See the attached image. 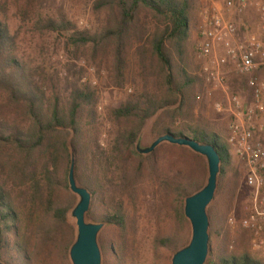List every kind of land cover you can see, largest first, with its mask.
<instances>
[{
	"label": "trees",
	"instance_id": "trees-1",
	"mask_svg": "<svg viewBox=\"0 0 264 264\" xmlns=\"http://www.w3.org/2000/svg\"><path fill=\"white\" fill-rule=\"evenodd\" d=\"M111 2L119 12L121 46L140 10H149L166 23L165 30L153 37L151 47L168 90L165 97L139 96L111 109L116 131L105 147L97 91L87 84H73L64 96L56 90L46 96L18 56L15 36L0 20V95L6 96L3 107L11 108L6 113L16 115L8 118L3 110L0 114V261L72 264L70 248L77 236L72 211L78 202L68 180L72 159L77 184L92 196L86 218L103 223L99 238L103 264H136L133 242L139 218L146 213L157 218L166 215L170 220L168 231L159 229L153 237V264H160L161 252L172 259L191 238L185 199L201 190L208 178L206 159L189 147L162 142L152 152L141 153L137 144L140 129L161 110L172 107L166 116L156 118L153 132L211 144L220 156L217 189L208 207L210 240L205 264H259L246 253V230L240 229L237 250L231 249L225 216L235 199L239 178L226 179L231 170L226 140L202 123L185 122L173 128L179 117L193 111L199 77L181 69L178 78L166 44L185 40L192 0ZM97 4L100 9L107 1ZM63 21L50 18L48 24L58 30ZM73 36L76 43L93 40L84 32L76 31Z\"/></svg>",
	"mask_w": 264,
	"mask_h": 264
},
{
	"label": "rangeland",
	"instance_id": "rangeland-1",
	"mask_svg": "<svg viewBox=\"0 0 264 264\" xmlns=\"http://www.w3.org/2000/svg\"><path fill=\"white\" fill-rule=\"evenodd\" d=\"M97 1L99 0H0V20L8 25L10 33L15 36L18 56L31 70L41 89L45 90L46 96L50 97L54 90L64 96L69 93L73 84H87L97 91V111L102 125L101 143L105 147L116 131L110 116L111 109L139 96L159 99L167 94L164 71L151 47L153 37L165 30L166 23L153 16L149 10H140L133 30L123 36L125 41L121 46L117 32L118 8L112 0H105L107 4L99 9ZM213 2L214 0H192V16L185 40L166 44L176 76L181 78L182 69L199 77L195 95H202L200 101L195 99L193 111L185 112L183 117H179L173 128L177 129L185 122L202 123L226 140L227 118L214 108L215 101L222 97L204 84L196 48L199 27ZM50 18L59 23L64 20V25L62 23V28L53 30L48 24ZM76 31L88 33L93 40L87 43L74 42L71 39ZM5 99L6 96L0 95V114L4 111L8 118L16 116L14 113H6L11 108L3 107ZM173 109L165 108L158 116H166ZM158 116L150 118L140 129L137 144L141 149L149 147L159 136L153 132ZM126 124L129 125L127 122ZM243 174L242 164L231 158V170L227 171L226 179L233 176L239 178V187L225 216L226 220L230 216L240 219L244 215L248 189L244 185ZM77 198L79 200L78 196ZM86 220L100 223L89 218ZM169 221L166 215L157 218L147 213L141 214L133 242L136 264L155 262L152 252L153 237L159 229L168 231ZM227 227L233 245L231 249L237 250L236 239L241 230H230ZM101 231L102 228L98 233V243ZM109 233L110 230L106 235ZM245 249L252 261L264 264V258L258 257L249 247ZM159 260L160 264H171L172 259L167 253L161 252Z\"/></svg>",
	"mask_w": 264,
	"mask_h": 264
},
{
	"label": "built area",
	"instance_id": "built-area-1",
	"mask_svg": "<svg viewBox=\"0 0 264 264\" xmlns=\"http://www.w3.org/2000/svg\"><path fill=\"white\" fill-rule=\"evenodd\" d=\"M196 48L204 84L222 97L214 108L227 118L228 152L248 189L244 215L227 224L246 230L249 249L264 258V0H214Z\"/></svg>",
	"mask_w": 264,
	"mask_h": 264
},
{
	"label": "water",
	"instance_id": "water-1",
	"mask_svg": "<svg viewBox=\"0 0 264 264\" xmlns=\"http://www.w3.org/2000/svg\"><path fill=\"white\" fill-rule=\"evenodd\" d=\"M162 142L189 147L207 161V183L201 190L185 199L184 214L191 225L190 241L175 252L171 260V264H205L209 254L210 240V219L207 208L217 189L220 171L219 153L211 144H203L191 138L174 136L169 133L158 136L149 147L140 148V151L144 154L152 152ZM68 180L71 191L79 197L72 211V217L75 219L77 227V236L70 248V260L72 264H102L98 233L103 227V223L87 222L86 220V213L90 209L92 196L87 188L77 184L73 159ZM0 264L4 263L0 261Z\"/></svg>",
	"mask_w": 264,
	"mask_h": 264
}]
</instances>
